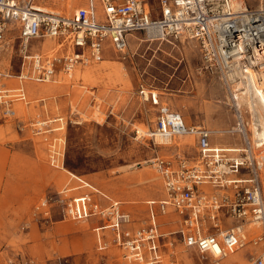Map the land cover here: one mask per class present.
Here are the masks:
<instances>
[{"label": "built area", "instance_id": "built-area-1", "mask_svg": "<svg viewBox=\"0 0 264 264\" xmlns=\"http://www.w3.org/2000/svg\"><path fill=\"white\" fill-rule=\"evenodd\" d=\"M75 1V9L64 14L48 0H0V55L11 24L17 26L22 52L17 74L8 67L4 71L0 64V118L13 117V103L25 100V86L20 81H55L60 71L70 75L77 66L100 62L110 52L126 58L130 37L170 44L195 42L202 69L218 78L231 103L236 98L227 78V57L230 53L250 56L255 50L264 54V0H257L254 6L246 0ZM46 39L64 48L41 50ZM251 61L243 58L241 67H251ZM11 75L19 83L9 90L6 78ZM138 93L157 108L154 124L143 136L154 140L157 135L162 139L192 136L195 154L188 155L175 145L176 152L149 160L161 178L163 196L145 201L142 218L76 175L78 185L66 184L58 191L64 216L96 219L92 230L97 249L113 244L126 262L134 264H178L173 257L175 240L203 259L213 256L215 264L248 243L262 242L260 254L250 256L247 264H264V142L248 137L247 128L254 118L249 120L246 109L234 106L236 121L223 132L238 134L239 143L214 144L213 130L203 124H186L178 111L160 103L155 88L140 81ZM61 120L53 121L62 125ZM46 121L52 122L40 119L33 123L36 133L46 132ZM76 188L87 190L69 194ZM172 214L175 223L171 218L161 219ZM171 223L175 229H165Z\"/></svg>", "mask_w": 264, "mask_h": 264}, {"label": "rangeland", "instance_id": "rangeland-1", "mask_svg": "<svg viewBox=\"0 0 264 264\" xmlns=\"http://www.w3.org/2000/svg\"><path fill=\"white\" fill-rule=\"evenodd\" d=\"M256 2L246 0L251 6ZM48 4L64 14L76 7L75 0H48ZM17 34L16 25L7 27L8 51L0 55L1 66L12 74L19 72L22 54ZM63 75L60 72L52 82H36L52 86L39 95L25 88V100L17 102L25 113L0 118V264H134L126 262L113 244L98 250L92 230L96 219L65 217L58 191L66 184L78 185L76 175L142 218L145 201L163 196L161 178L149 160L176 152L175 145L195 154L192 136L174 138L183 146L143 136L141 130L153 126L157 108L139 95L140 81L155 88L160 103L178 111L186 124L213 130L214 144L239 143L238 134L223 132L236 121L234 106L226 101L218 78L202 69L193 41L170 44L130 37L126 58L110 52L100 62L79 65ZM59 117L62 130H53L59 123L52 121L45 125L46 132H35V121ZM154 175L158 178L149 180ZM262 178L264 194V173ZM86 190L76 188L69 194ZM44 199L46 204L41 205ZM170 218L176 222L175 215L161 216ZM172 223L165 229H175ZM261 251L262 242L248 243L226 259L230 264H247ZM173 257L178 264H215L213 257L203 259L177 240Z\"/></svg>", "mask_w": 264, "mask_h": 264}, {"label": "bare ground", "instance_id": "bare-ground-1", "mask_svg": "<svg viewBox=\"0 0 264 264\" xmlns=\"http://www.w3.org/2000/svg\"><path fill=\"white\" fill-rule=\"evenodd\" d=\"M1 48H5V52L8 51V48L4 43L1 45ZM230 54L231 55L227 57V64L230 67V72L229 74H227V78L228 80H230V82L233 83V86L230 88L232 96L236 98V101H232V103H234L233 106H241L249 112V114L251 115L250 119L254 118L255 120V122L250 123L247 128L250 134V138L252 140L259 139L261 142H264V54L257 50H255L250 56L236 55L233 53ZM243 58L252 60L250 62L251 67L247 69H243L241 67L240 61ZM253 66L256 67L253 68ZM6 80L8 84H10L7 89L11 90V88H14L12 84L14 80L11 79L10 76L7 77ZM24 82L28 84V92L31 94H34L37 90L51 87L50 84H40L30 80L21 81V83ZM15 108L17 112L25 113V109L22 104L17 103ZM61 128L62 126H57L58 130ZM140 129V127L139 130L137 129L138 133H141ZM155 140L158 143H163L165 145H170L174 142V139H162L161 137H159V135H157ZM157 178L158 176L154 175L152 177H149V180H155ZM233 257H235V255H233ZM224 261L225 264H230L229 260L224 259ZM220 264L223 263L220 262Z\"/></svg>", "mask_w": 264, "mask_h": 264}, {"label": "crops", "instance_id": "crops-1", "mask_svg": "<svg viewBox=\"0 0 264 264\" xmlns=\"http://www.w3.org/2000/svg\"><path fill=\"white\" fill-rule=\"evenodd\" d=\"M5 44V43H4ZM53 48V50H62L63 48H64V45L63 44H57V42L56 41H53V40H50V42H49V39H46V42H44L43 44H42V46H41V50L43 49V51H47V50H50V49H52ZM2 50L4 51L5 50V48L3 49L2 48ZM5 52V51H4ZM2 68L4 69V71H6V68H7V66L6 67H3L2 66ZM61 72V71H60ZM59 72V73H60ZM58 73V74H59ZM13 76L14 75H11L10 76V78L11 79H13ZM67 75H63V77H66ZM14 81L12 82V84H13V86L14 87H16L17 86V84L19 83V80H15V79H13ZM6 82H7V80H6ZM20 83H21V81H20ZM36 83V82H35ZM22 84V83H21ZM41 84V83H40ZM43 84V83H42ZM7 88L10 86V84H8V82H7ZM23 86H25V88H27V91H28V84L26 83V82H24L23 83ZM52 87V86H51ZM51 87H49V88H45V89H50ZM45 89H41V90H37L34 94H31V93H29V94H31V95H39V94H41V92H43ZM18 101H15L14 103H13V108H14V110H15V114L17 113V111H16V108H15V104L17 103ZM48 120H50V121H53V120H55V119H48ZM38 121H40V120H38ZM48 122V121H47ZM60 125H58V126H62L61 125V123H59ZM63 127H64V125L62 126V128H61V130L63 129ZM53 130H58L57 129V125H55V126H53ZM142 131H146V130H143L142 129ZM180 137V136H179ZM178 137V138H179ZM181 138V137H180ZM171 139H174V138H171ZM156 141V140H155ZM174 142H173V144H181V146H183L184 144H182L181 142L182 141H180V140H173ZM157 142V141H156ZM158 143V142H157ZM160 144V143H159ZM163 144V143H162ZM173 144H171V145H173ZM163 145H165V144H163ZM172 215H174V214H172ZM175 218H176V216H175ZM237 258H241V254L240 255H238L237 256ZM235 259V258H234ZM221 263H223V262H221Z\"/></svg>", "mask_w": 264, "mask_h": 264}]
</instances>
